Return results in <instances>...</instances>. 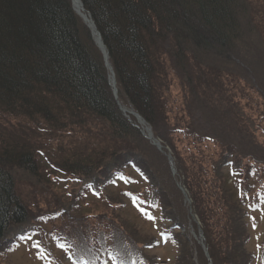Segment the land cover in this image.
<instances>
[{
	"label": "trees",
	"instance_id": "obj_1",
	"mask_svg": "<svg viewBox=\"0 0 264 264\" xmlns=\"http://www.w3.org/2000/svg\"><path fill=\"white\" fill-rule=\"evenodd\" d=\"M83 1L110 50L119 84L149 121L156 124L159 118L167 125L160 93L173 70L169 62L196 96L215 104L223 67L212 72L193 62L207 56L235 61V41L245 37L237 24V3L244 0ZM226 110L222 117L212 115L238 130L230 131L236 135L227 141L228 149L244 151L243 143L251 145L254 136L234 122L243 108L229 104ZM0 113L18 116L27 131L24 140H0V242L28 212L27 190L18 183L39 186L43 143L65 148L61 163L67 172L95 177L131 152L128 138L139 137L117 106L90 31L79 25L70 0H0ZM91 133L97 143H76Z\"/></svg>",
	"mask_w": 264,
	"mask_h": 264
},
{
	"label": "rangeland",
	"instance_id": "obj_2",
	"mask_svg": "<svg viewBox=\"0 0 264 264\" xmlns=\"http://www.w3.org/2000/svg\"><path fill=\"white\" fill-rule=\"evenodd\" d=\"M209 34L211 36H215L214 33L209 32ZM197 63H199V64H201L203 66L209 67V69L212 72H215L217 69H219L218 66L223 65V63H221L218 59H210L208 56L201 58V60H194L193 64L196 65ZM191 67H192V64H191ZM238 67L239 66L233 67L235 69V72H234L233 75H231L229 77L228 76H224V80H225L226 84L227 83L230 84L231 92L234 95H235V92H237V93L239 92V88L237 87L239 75L240 74H242V75L245 74L248 77H252L255 74V70L254 69H249V68L247 69V67H245V66H244V68L242 67V69L238 68ZM261 75L264 76V71H262ZM178 107H182V96H181V92H180V89L178 88V86H175V88L173 89L172 95L170 97V110H171V113L173 115H174V112H176L178 110ZM0 116H3L2 113H0ZM14 134H16L18 136H21V138H24L26 132L23 129H16V130L14 129ZM148 157H151V155H148ZM47 159L48 158L46 157L42 161L43 166H45V168L46 167L49 168V166H50V170H53L52 167H51L52 163L50 161H54L55 162V160L51 159V158H49L48 160ZM39 180H40V182L43 183L44 179L40 178ZM122 187H124V186L122 185ZM116 190H117V188H115V187L111 188V191L113 193L116 192ZM44 206H46V205H44ZM108 206L114 212H118L117 215L121 216V218L124 219V218L128 217V218L134 220L133 214H131V213H123V214H121V213H119L120 211L117 210L116 208H113L110 204L107 203L106 200L105 201H100V202H96V201L93 202L92 206H87L88 207L87 210L92 211L94 209V207H96V208H101L102 207V209L106 210L108 208ZM262 216L263 215L261 214V217ZM118 220L122 221L120 219V217H118ZM64 223H66V221H64V220H61V221L58 220L57 221V225L58 226L61 225V224H64ZM53 226H54V224H53ZM250 251H251V248L247 247L246 248V254L248 252H250ZM15 255H17L16 259H17V261L20 264H44L43 262L34 259V257L32 255H29V253L24 248L23 249L22 248L19 249V251H17Z\"/></svg>",
	"mask_w": 264,
	"mask_h": 264
},
{
	"label": "bare ground",
	"instance_id": "obj_3",
	"mask_svg": "<svg viewBox=\"0 0 264 264\" xmlns=\"http://www.w3.org/2000/svg\"><path fill=\"white\" fill-rule=\"evenodd\" d=\"M129 113H130L133 117H136L135 114H134V111L129 110Z\"/></svg>",
	"mask_w": 264,
	"mask_h": 264
}]
</instances>
